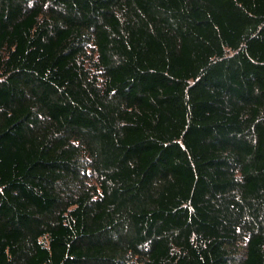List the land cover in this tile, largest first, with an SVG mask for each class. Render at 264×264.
Segmentation results:
<instances>
[{
    "label": "trees",
    "instance_id": "16d2710c",
    "mask_svg": "<svg viewBox=\"0 0 264 264\" xmlns=\"http://www.w3.org/2000/svg\"><path fill=\"white\" fill-rule=\"evenodd\" d=\"M0 264H264V0H0Z\"/></svg>",
    "mask_w": 264,
    "mask_h": 264
}]
</instances>
